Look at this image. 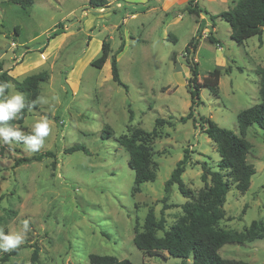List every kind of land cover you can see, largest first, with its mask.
Listing matches in <instances>:
<instances>
[{"label":"rangeland","instance_id":"1","mask_svg":"<svg viewBox=\"0 0 264 264\" xmlns=\"http://www.w3.org/2000/svg\"><path fill=\"white\" fill-rule=\"evenodd\" d=\"M108 1L110 8L94 10L89 0H34L26 9L14 0H0V61L14 81L9 93L20 92L16 82L48 74L40 86L37 109L22 126L14 125L30 133L39 119L47 117L51 122L50 134L37 152L16 142L0 143V229L24 236L8 261L3 258L12 250L0 252V264H89L92 254L129 259L133 264H192L166 251L145 255L134 237L143 231L152 207L160 219L165 205H172L163 214L167 229L183 215L186 199L177 185L169 201H162L165 183L186 149L191 154L182 178L194 196L204 188L202 164L218 170L220 156L203 132V119L239 135L238 114L260 102L257 70L264 67V31L262 45L258 37L239 45L231 38L229 23L210 19L231 9L237 0ZM188 8L197 11L190 14ZM199 27L204 32L194 59L201 102L193 119L181 123L192 102L188 87L192 73L184 54ZM209 32L217 43L208 41ZM104 42L110 54L98 69L91 63L102 55ZM122 42L125 48L117 59L127 89L115 84L111 73V58ZM41 49V55L31 54ZM216 69L220 70L218 89L213 80ZM129 109L134 115L131 123ZM159 118L174 125L160 128V138L152 145L157 178L134 193L135 173L116 139L127 135L129 127L151 132ZM107 126L112 129L110 139L102 136ZM246 139L252 145L247 162L255 174L245 194L230 185L226 217L219 224L239 233L253 221L264 222V129L251 126ZM78 144L89 154L65 153ZM45 152L55 156L14 165L18 159ZM35 249L38 261L32 263ZM219 253L228 260L264 264V239L227 244Z\"/></svg>","mask_w":264,"mask_h":264},{"label":"trees","instance_id":"2","mask_svg":"<svg viewBox=\"0 0 264 264\" xmlns=\"http://www.w3.org/2000/svg\"><path fill=\"white\" fill-rule=\"evenodd\" d=\"M23 8H29L34 4V0H14ZM197 4V3H196ZM89 5L94 10H104L110 7L108 0H89ZM198 8L197 5L195 9ZM194 8H188L190 14L196 13ZM199 7V12L202 13ZM207 14V12H206ZM222 19L229 23L231 27V38L239 45L245 43L246 40L252 37H258L260 45H262V35L264 31V0H237L235 5L228 11L221 12L219 15H211L210 19L215 23L216 19ZM203 28L199 27L196 36L191 39L185 49L184 57L190 67L192 78L188 82V87L191 94V106L189 113L180 119L181 123H187L193 119L195 107L201 102L200 88L198 84V64L194 57L198 51L203 37ZM59 36L56 34L52 39ZM170 38V36H169ZM212 44L217 43L212 32L206 37ZM173 41L175 37H172ZM125 42H122L118 50L111 58V73L112 80L120 87L127 89V85L122 81L119 72V62L117 56L123 52ZM38 53H43V49ZM110 54V46L107 42L102 44V55L94 60L91 65L95 68L102 69L106 64ZM242 71L241 69H239ZM257 75L260 78V102L259 104L243 110L237 116L239 127V135L221 128L210 118L203 119L206 128L203 132L208 138L214 142L217 147V152L220 156L218 170L214 171L208 167L207 163L202 164L203 174L201 180L204 183V188L199 195L194 196L187 188L183 181V174L186 172L191 152L186 149L183 159L180 160L175 169L172 171L170 178L166 181L164 189L166 195L163 198V203L169 201V195L174 185L186 202L182 205L183 215L169 229L166 228V220L163 216L164 211L172 205H165L162 210V216L157 219L154 208H150L146 214L143 231L137 232L134 237L135 246L145 255L150 257L155 256L160 251H166L169 255L180 258L185 261L191 260L192 264H249L244 261L228 260L220 255V250L227 244L243 245L252 243L257 240L264 239V222L253 221L248 228L243 232L221 229L219 227L226 217L224 209L227 194L230 185L234 184L236 189L245 194L250 186L251 179L255 174L254 167L247 162L252 145L247 141L246 135L248 129L257 125L264 129V67L257 70ZM220 79V70L214 72V88L218 89ZM48 74L41 72L25 78L22 82H16V89L25 94L26 104H30L31 108H25L23 114L17 119L10 121L11 124L22 126L25 119L29 116L32 110L37 109V100L40 96V86L47 82ZM0 81L14 82L9 76V73L4 70L0 61ZM213 90L217 93V89ZM10 88L6 90V95ZM215 93V94H216ZM134 119L131 109H129V122ZM173 122L164 119H157L155 127L151 132L140 128H128V134L116 139L121 147L125 149L129 156V166L135 173L134 193H140L142 185L155 182L156 174L153 171V149L152 145L155 140L160 138L159 129L164 126L172 127ZM28 134V133H26ZM104 138L112 137V129L107 126L103 130ZM17 143V142H16ZM22 145V143H19ZM82 151L89 154L88 150L83 145H74L66 149V154H72ZM52 152L36 153L29 158H21L15 161V166L32 161L40 162L45 157H54ZM3 197H0V207ZM162 232L163 236L158 233ZM18 249H14L7 253L3 261H8L12 256L17 254ZM39 250L35 249L31 258L32 263L38 261ZM89 264H133L129 259H119L115 256L96 255L89 256Z\"/></svg>","mask_w":264,"mask_h":264},{"label":"clouds","instance_id":"3","mask_svg":"<svg viewBox=\"0 0 264 264\" xmlns=\"http://www.w3.org/2000/svg\"><path fill=\"white\" fill-rule=\"evenodd\" d=\"M11 87L13 86L10 82L0 81V143H22L26 151L37 152L44 145L45 138L50 134L51 122L47 117L39 119L34 123L32 131L28 134L23 132L18 126L9 123L21 116L25 108H31V105L25 102V94L20 92L5 94L6 90ZM23 228L25 232L29 230L27 220L23 222ZM23 242V234L12 232L5 234L0 229V252L14 250Z\"/></svg>","mask_w":264,"mask_h":264},{"label":"crops","instance_id":"4","mask_svg":"<svg viewBox=\"0 0 264 264\" xmlns=\"http://www.w3.org/2000/svg\"><path fill=\"white\" fill-rule=\"evenodd\" d=\"M195 2H196V1H195ZM196 3H197V2H196ZM109 4H110V2H109ZM109 8H110V7H109ZM202 20L205 21V17H203ZM34 53H36L38 56L41 55V53H38V52H33V53H31V54H34ZM38 56H37V57H38ZM26 65H27V63H26Z\"/></svg>","mask_w":264,"mask_h":264}]
</instances>
